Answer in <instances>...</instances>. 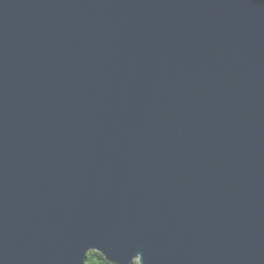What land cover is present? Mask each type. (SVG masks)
Instances as JSON below:
<instances>
[{"label": "water", "instance_id": "obj_1", "mask_svg": "<svg viewBox=\"0 0 264 264\" xmlns=\"http://www.w3.org/2000/svg\"><path fill=\"white\" fill-rule=\"evenodd\" d=\"M264 264V0H0V264Z\"/></svg>", "mask_w": 264, "mask_h": 264}, {"label": "trees", "instance_id": "obj_2", "mask_svg": "<svg viewBox=\"0 0 264 264\" xmlns=\"http://www.w3.org/2000/svg\"><path fill=\"white\" fill-rule=\"evenodd\" d=\"M85 264H111L105 257L95 251V250H89L87 253V262ZM132 264H139L138 260H134Z\"/></svg>", "mask_w": 264, "mask_h": 264}]
</instances>
